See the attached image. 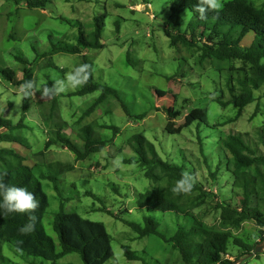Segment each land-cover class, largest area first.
<instances>
[{
  "label": "rangeland",
  "instance_id": "1",
  "mask_svg": "<svg viewBox=\"0 0 264 264\" xmlns=\"http://www.w3.org/2000/svg\"><path fill=\"white\" fill-rule=\"evenodd\" d=\"M228 1L222 0V6ZM146 2L150 7H146ZM171 4L172 0H50L45 10H41L27 7V0H0V68L15 70L17 78L22 80L23 69L31 66L28 79L34 83L32 95L25 97L21 85L14 86L0 76V116L16 125L22 118L25 99L30 106L20 128L0 129V135L13 136L23 145L7 142L0 147L16 150L25 158V165H44L45 171L57 176L56 182H44L50 199L44 225L57 243L52 220L58 211L74 212L106 226L114 252L106 264H179L180 253L169 238L179 226L190 228L193 225L190 216L134 207L137 194L152 189L155 184L144 177L137 164L127 163L135 155L129 144L133 135L142 134L155 145L162 159L184 165L193 182L203 184L209 196L202 195L205 204L197 208L191 204V209L198 216L202 215L208 225L217 226L219 221L217 201L226 198L240 203L242 199L240 189L235 188L239 195L231 196L233 177L227 171V152L220 146L219 139L227 134H242L255 153L264 155L261 139L264 138V85L252 90L256 101L240 113L233 105L222 106L219 100L228 103L233 96L242 95L238 78L242 79L246 73L221 74L212 61H201L197 49L189 50L181 44L171 47L165 33ZM102 14L106 15L101 33L104 48L86 51L87 61L94 81L116 89L128 114L119 100L108 97L90 116L83 118L101 95L96 92L70 96L81 84L74 86L68 78L83 65V56L44 54L55 46L75 44L78 23L89 32L94 17ZM190 15L184 13L186 23ZM251 41L252 38H247L242 45L248 46ZM20 59L27 60V65ZM232 65L241 66L240 63ZM56 81L64 82V91L41 97L42 87ZM53 100L57 107L51 119ZM58 122L64 124L63 133L82 150L83 142L77 132L89 124L93 125V137L100 135L98 140L111 141V144L84 161L77 160L67 148H45L49 131L55 129ZM104 125L117 127L116 136L113 130L103 129ZM51 163L56 165L51 166ZM62 164L74 168L62 171ZM260 169L258 177L264 176V167ZM211 172H218L217 180ZM250 172L253 174L254 168ZM188 196L189 202H199L198 195ZM213 207L215 210H211ZM103 208L118 213L121 218L117 219ZM207 208L210 209L206 211ZM262 210L264 214V206ZM144 217L153 218L159 224L163 238L138 239L124 222L143 224ZM243 224L237 234L246 232L243 240L254 245L258 226L254 221ZM124 245L136 252L139 260H129L122 248ZM260 245L259 256L245 257L239 264H264V241ZM229 247L233 257L237 248L232 241ZM3 256L5 259L0 260V264H49L42 258L17 252L9 243L4 245ZM58 264L84 263L78 253H72Z\"/></svg>",
  "mask_w": 264,
  "mask_h": 264
},
{
  "label": "trees",
  "instance_id": "2",
  "mask_svg": "<svg viewBox=\"0 0 264 264\" xmlns=\"http://www.w3.org/2000/svg\"><path fill=\"white\" fill-rule=\"evenodd\" d=\"M47 1L50 0H27V7L45 10ZM195 4L196 0H172L171 13L165 22V33L170 40V46L177 47L181 44L189 50L197 49L201 53V61H212L216 71L221 74L233 71L246 73L242 79L238 78L242 95L233 96L228 103L219 100L222 106L233 105L240 113L247 105L256 101L252 90H257L264 85V0H230L218 11L209 12L206 20L200 19L199 13L194 10ZM185 12L191 14L187 23ZM105 19V14L94 17L92 30L89 32L82 24L78 23L75 44L55 46L44 56L55 53L82 55L83 65H89L85 52L104 48V44L101 42V33ZM247 38H252V41L248 46H243L242 44ZM20 61L25 65L28 63L27 60L20 59ZM236 63H240L241 66L236 68L232 65ZM31 71V66L24 68V77L19 80L15 70L0 68V76L8 83L20 86L29 80ZM89 73L88 80L70 95L85 96L96 92L101 93L96 102L83 114V118L90 116L94 109L108 97H114L122 104L120 94L116 89L94 81L90 65ZM229 81L231 82V80ZM122 106L128 114L124 104ZM56 107L57 102L53 100L51 114H49L51 119L52 112ZM23 108L22 118L16 125L0 116V128L6 130L20 128L30 108L26 99L23 102ZM197 115L200 114L197 113ZM92 126V124L85 125L77 132V136L83 142L84 150H82L72 139L68 138L69 136L63 133L64 124L62 122L55 123V129L49 131L45 148L53 146L67 148L76 156L77 160L84 161L111 144V141L98 140L100 135L96 137L94 134L95 137H93ZM102 128L113 130L114 137L119 131L115 126L104 125ZM168 131L172 133L171 130ZM261 139L264 144V138ZM7 142L23 145L15 137L1 134L0 144ZM129 144L135 155L127 163L137 164L143 171L144 177L155 184L152 189L137 194L134 207L175 212L186 217L190 216L193 220V225L190 228L181 225L169 238L174 249L180 253L177 263L234 264L241 258L250 255L264 241L262 210L264 184L263 186L260 184L264 183V176H257V173L261 171L260 168L264 167V155L255 153L242 134H227L219 139L220 146L227 152V171L233 177L231 196L239 195L236 189H240L242 199L240 203H234L232 199L227 200L226 198L216 202L215 208L220 211L217 226L208 225L202 215L198 216L191 209V204L197 205L196 208L205 204L202 195L209 196L204 191L203 184L193 182L192 189L187 193L173 191L177 181L181 179L182 173L187 170L184 165L173 164L162 159L155 145L142 134L133 135ZM25 161V158L16 150L0 147V173H7L0 176V179L6 184L27 187L40 201V207L35 213L37 221L33 231L28 235L22 236L18 232V229L28 222L27 215L0 216V260L5 259L3 249L4 245L9 243L15 249L19 246L26 255L42 258L49 264H58L65 256L72 253H78L84 264H106L114 256V252L112 237L103 223L85 219L74 212L58 211L52 220V227L58 236V243L46 232L44 221L50 207V199L45 191L44 182H56L57 176H52L45 171L44 165L36 164L30 167L25 165ZM50 165L55 166L56 164L51 163ZM73 168V166L62 164V171L67 169L71 171ZM253 168L252 174L250 171ZM211 175L217 180L218 172H211ZM190 194L198 195L196 199L199 202H189L188 195ZM87 195L99 199L91 192H87ZM210 195L215 196L213 193ZM254 202L255 205L252 206ZM209 209L207 208L206 211ZM102 210L117 219L121 218L118 213H112L107 208ZM211 210H215L214 207ZM248 221H254L259 228L254 245L247 244L243 240L242 237L247 234L246 232L242 235L237 234L242 230L243 223ZM124 222L137 234L138 239L149 236L164 237L159 230V224L153 218L144 217L143 224L127 220ZM257 239L259 242H256ZM230 241L233 242V247L237 248V253L235 252L236 255L233 256L234 260L226 257L233 253L230 251ZM122 248L129 260H139L137 253L132 252L129 246L124 245Z\"/></svg>",
  "mask_w": 264,
  "mask_h": 264
},
{
  "label": "clouds",
  "instance_id": "3",
  "mask_svg": "<svg viewBox=\"0 0 264 264\" xmlns=\"http://www.w3.org/2000/svg\"><path fill=\"white\" fill-rule=\"evenodd\" d=\"M146 7H150V4L148 3ZM221 7L222 0H196L194 10L199 13L201 20H206L209 12L218 11ZM89 74V65L84 64L77 67L74 75L70 76L68 79L74 86L80 85L88 80ZM64 87L65 85L63 81H56L51 86H43L40 90V95L41 97H50L64 91ZM33 88L34 83L31 80H28L21 85V90L25 97H30L32 95ZM6 174L7 173H0V176ZM192 187L193 178L191 174L186 171L182 173L181 179L177 181L173 191L187 193ZM39 207L40 201L35 197L33 192L27 189V187L6 184L0 179V216L6 217L14 214H24L28 217V222L18 229L20 235L25 236L33 231L37 221L35 213ZM16 251L21 252L22 249L17 246ZM226 257L230 260H234V257H231L230 255H227Z\"/></svg>",
  "mask_w": 264,
  "mask_h": 264
},
{
  "label": "water",
  "instance_id": "4",
  "mask_svg": "<svg viewBox=\"0 0 264 264\" xmlns=\"http://www.w3.org/2000/svg\"><path fill=\"white\" fill-rule=\"evenodd\" d=\"M261 247H262V245H258L257 248L255 249V251L253 253H251L250 255H248L247 257L251 258V257L255 256L256 254L261 253L262 252V248ZM243 260L244 259H241V260H239V262H236L234 264H239L240 261H243Z\"/></svg>",
  "mask_w": 264,
  "mask_h": 264
},
{
  "label": "crops",
  "instance_id": "5",
  "mask_svg": "<svg viewBox=\"0 0 264 264\" xmlns=\"http://www.w3.org/2000/svg\"><path fill=\"white\" fill-rule=\"evenodd\" d=\"M1 129V128H0Z\"/></svg>",
  "mask_w": 264,
  "mask_h": 264
}]
</instances>
